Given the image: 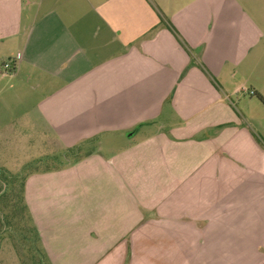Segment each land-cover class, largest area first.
Here are the masks:
<instances>
[{
    "label": "crops",
    "instance_id": "0c3cea01",
    "mask_svg": "<svg viewBox=\"0 0 264 264\" xmlns=\"http://www.w3.org/2000/svg\"><path fill=\"white\" fill-rule=\"evenodd\" d=\"M17 55L5 128L82 153L25 179L50 264H264V28L241 0H0Z\"/></svg>",
    "mask_w": 264,
    "mask_h": 264
},
{
    "label": "rangeland",
    "instance_id": "374dc122",
    "mask_svg": "<svg viewBox=\"0 0 264 264\" xmlns=\"http://www.w3.org/2000/svg\"><path fill=\"white\" fill-rule=\"evenodd\" d=\"M241 2L264 28V0ZM9 86L0 78V264H50L23 205L25 179L36 171L56 170L82 153L65 152L23 128H5L16 120L7 101L12 95Z\"/></svg>",
    "mask_w": 264,
    "mask_h": 264
},
{
    "label": "built area",
    "instance_id": "2783aa9c",
    "mask_svg": "<svg viewBox=\"0 0 264 264\" xmlns=\"http://www.w3.org/2000/svg\"><path fill=\"white\" fill-rule=\"evenodd\" d=\"M20 59V55H17L16 58L13 59H8L4 61L2 68L0 69V73L2 75H9V74H14L17 70V62ZM253 94V93H252Z\"/></svg>",
    "mask_w": 264,
    "mask_h": 264
},
{
    "label": "trees",
    "instance_id": "16d2710c",
    "mask_svg": "<svg viewBox=\"0 0 264 264\" xmlns=\"http://www.w3.org/2000/svg\"><path fill=\"white\" fill-rule=\"evenodd\" d=\"M169 29H170L172 32H176L175 29H173L172 27H169ZM181 42H182V41H181ZM181 44L184 46L183 43H181ZM259 100L264 104V98H263L262 96L259 97ZM75 152H76V153H79L80 151L77 149ZM24 187H25V184H24ZM22 197H23V205H24V208H25V210H26L27 213H28V216H29L30 221L33 223V221H32V217H31V215H30V213H29V211H28L27 205H26L24 192H23V196H22ZM33 228H34V230H35V232H36V235H37V238H38V240H39V242H40V244H41V241H40V237H39L38 231H37V229L35 228L34 224H33ZM43 253H44V251H43ZM44 256H46V255L44 254Z\"/></svg>",
    "mask_w": 264,
    "mask_h": 264
}]
</instances>
